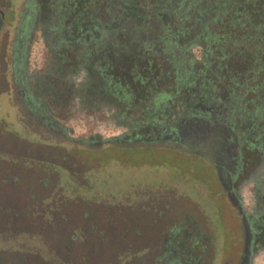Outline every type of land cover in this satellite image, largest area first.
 Returning <instances> with one entry per match:
<instances>
[{"label":"rangeland","instance_id":"1","mask_svg":"<svg viewBox=\"0 0 264 264\" xmlns=\"http://www.w3.org/2000/svg\"><path fill=\"white\" fill-rule=\"evenodd\" d=\"M30 1L0 0V9L5 12L4 24L0 27V202L10 200L29 206L33 203L37 222L49 211L58 228L41 231L58 241L70 236L71 226L76 225L75 229L80 228L78 232L83 233L87 241L74 249L98 250L99 257L92 260L106 264H166L162 257L168 254V245L177 250L168 260L180 255L189 260L197 254L201 260L203 254L198 247L207 246L209 239H212L218 258L213 259L212 264L237 252L241 230L236 213L224 194L220 174L224 168L221 155L227 148L226 138L224 135L212 139L200 136L175 143L179 138L169 134L157 143L149 141L153 136L142 118L143 111L155 106L153 97L156 91L159 94L164 91L162 83L139 85L135 102L120 103L117 108L104 103L97 107V115L93 114L94 108L82 102L78 104L77 99L82 100L86 90L77 95L73 86L68 90L60 83L67 74H75L72 64L78 61L79 53L66 54L69 48L65 45L60 50L65 53L54 50L55 54L62 53L73 61L63 71L59 62L54 63L57 68L52 71L49 45L35 26L28 63L34 71L49 70L56 77L54 90L37 88L40 97L50 94L49 98H54L47 100L50 104L46 105L45 114L62 125L37 126V121L30 122L16 92V75L9 71L8 65L17 33L22 25L55 23L60 14L66 13L58 30L64 33L66 27L74 23L73 19L78 20L85 3L84 0H33L35 6L32 8ZM58 1L63 2V6L54 7ZM97 7L94 17L113 28L107 32L110 38L115 37V51L122 53L134 49L132 52L138 57L133 58L134 64L139 63L140 73H149L148 68L152 67L149 60L155 61L156 67L163 63L161 56L145 57L139 53L138 49L145 43H154V38L146 34L145 24L136 18L141 14L135 10L122 11V22L117 6L111 7L113 10L105 4ZM31 14L36 15L31 18ZM119 29V35H112ZM90 49L93 55L94 45ZM191 53L201 57L199 49L193 48ZM93 60L96 63V56ZM228 62L232 67L237 64L236 59ZM261 62L264 64V58ZM258 78L264 88V73ZM76 79L73 82L79 85L93 83L97 77L83 80L80 75ZM260 104L264 109V101ZM241 106L252 109L244 102ZM175 109L176 113L181 112L179 105ZM158 118L162 121L161 116ZM122 119L124 123L120 124ZM249 119L247 113L240 112L227 122V138L236 137L244 144L242 153L248 173L254 171L260 161L258 150H251V145L257 144L260 135L264 140V116L259 113L253 122ZM233 123L237 129L231 133L229 127ZM251 124L256 127L254 131ZM127 134L138 135L139 142L135 145L123 140L112 142ZM26 211L23 213L25 224L33 220L30 211ZM205 222L208 228L204 227ZM199 223H203L201 228L206 230L203 239L201 232H194V225ZM180 229L182 233L173 236ZM63 238L61 240L66 241L67 238ZM212 245L206 248L205 260L213 256ZM121 253H133L131 260L117 262L116 256Z\"/></svg>","mask_w":264,"mask_h":264},{"label":"trees","instance_id":"2","mask_svg":"<svg viewBox=\"0 0 264 264\" xmlns=\"http://www.w3.org/2000/svg\"><path fill=\"white\" fill-rule=\"evenodd\" d=\"M84 2L78 20L73 19L74 23H70L64 33L58 30L66 13L60 14L55 23L32 22V25L39 28L43 35L53 37L52 42L57 43L53 45L55 51H60L65 45L69 48L66 54L79 53L78 61L72 64L74 73L86 69L89 78L94 75L97 77L93 83L88 82L85 88L86 94L82 101L87 106L94 108L109 103L117 108L120 103L131 104L138 97L136 90L139 85L158 86L162 83L164 91L161 94L156 91L153 97L155 106L145 108L142 117L153 136V140L149 141L154 143L164 140L169 134L179 138L175 143H181L186 138L201 136L212 139L219 135H224L227 142V122L231 121L232 115L245 112L250 118L249 122H253L259 113L264 116L263 105L260 104L264 101V88L258 78L264 73V64L261 62L264 58V0ZM63 4L58 1L54 7ZM103 4L110 8L117 6L122 13L119 17L121 21L124 18L122 11L135 10L141 14L136 15V18L145 24L146 34L154 38V43L148 41L138 52L145 57L161 56L163 63L159 67H156L155 61L149 60L152 67L144 75L139 72V63L134 64V49L122 53L115 51V37L110 38L107 32L113 28L94 17L97 6ZM30 5L34 8L33 0ZM34 16L31 14V18ZM85 16L87 20L83 21ZM99 40L101 46L97 48ZM93 45L92 55L90 46ZM193 48L199 49L201 57L192 55ZM94 56L97 58L96 63ZM232 59L237 61L233 67L228 62ZM251 74L253 76H248ZM243 102L251 105L252 109H243ZM176 105L180 106V113H176ZM160 116L162 121L158 118ZM123 123L122 119L120 124ZM173 123L177 126L173 127ZM251 127L254 131L255 126L251 124ZM229 129L232 133L237 127L233 123ZM127 137L132 136L127 134ZM127 137L115 138L112 142H139L135 140L139 139L138 135ZM144 142L147 144L146 140ZM30 205L10 200L3 204L0 202V264H106L97 259L92 260L99 257L98 250L74 249L78 245L84 246L87 241L83 233L78 232L80 228L75 229L76 225L71 226V235L64 237L66 241L61 240L63 237L58 241L48 233H43L41 229L58 228L56 220L46 211L42 220L38 219L42 223L38 224L36 206L33 203ZM26 210L30 211L33 220L25 224L23 213ZM132 255L118 254L116 261L129 262ZM170 255L173 256L168 253L162 257L166 259V264H177L173 257L168 260Z\"/></svg>","mask_w":264,"mask_h":264},{"label":"flooded vegetation","instance_id":"3","mask_svg":"<svg viewBox=\"0 0 264 264\" xmlns=\"http://www.w3.org/2000/svg\"><path fill=\"white\" fill-rule=\"evenodd\" d=\"M4 24L3 17L0 15V27ZM32 25V24H31ZM29 28V29H28ZM34 26L28 27L27 25H22L20 31L17 33L16 44L11 52V63H9V71L14 73L16 77L15 83L17 84V94L20 95L21 103L24 105V109L27 112V118L30 122H36V125H44L56 127L62 125L59 122H55L51 117L45 114L46 105L50 104L47 100H52L53 97L46 96L40 97L38 95L39 90H54V84L57 80L56 77L49 72V70L41 69L40 71H34L29 66V49L32 41V35L34 32ZM112 35L117 36L121 33V30H114ZM55 35V34H54ZM47 45H49L50 59L53 62L51 70L57 68L58 62L60 63V68L63 71L66 65L72 63V60L67 58L64 54H55L52 50L54 48V42H52L53 37L48 35H43ZM53 44V45H52ZM57 44V43H56ZM55 44V45H56ZM53 46V47H52ZM100 40L97 44V48L100 47ZM55 63V64H54ZM88 63V62H87ZM49 65V64H48ZM65 65V66H64ZM73 68V67H72ZM84 78H89L86 69H80L75 72L74 75L67 74L63 77L60 82L61 86L65 85L69 90L70 86H73L74 93L84 91L87 87L86 82L79 83L77 85L73 82L78 76ZM83 79V80H84ZM77 80V79H76ZM63 82V83H62ZM39 86V90L38 87ZM34 88H36L34 90ZM42 88V89H41ZM40 94V93H39ZM38 95V96H37ZM34 96V98H33ZM80 96V95H79ZM41 98V99H40ZM43 98V99H42ZM54 99V98H53ZM84 103L79 98L77 99ZM100 108L99 106H97ZM97 107H94L93 114L98 111ZM23 109V108H22ZM97 115V114H96ZM53 130H55L53 128ZM230 136V135H229ZM122 137H127L123 135ZM133 138V137H127ZM135 139V138H134ZM142 139V138H141ZM140 139V140H141ZM229 139V140H228ZM139 140V139H135ZM143 141V140H141ZM244 144L240 142L236 137L227 138V148L221 155L224 162V168L221 171L222 182L225 186L224 194L227 197L232 209H234L236 216L238 218V224L241 230V237L239 249L237 252H232L227 254V258H220L218 264H264V140L263 136L260 135L256 145H251V150L254 148L258 150V157L260 158L259 163L255 167L254 171L248 173V167L246 158L242 153V148ZM203 223L194 225V232H201V238L203 239L206 234V230L201 228ZM204 227H207V222H205ZM183 229L176 230L173 236H178L182 233ZM186 236L188 232H186ZM206 236V235H205ZM207 246L198 247L200 254H203L200 260L198 254L191 257V261L188 262L185 257H178L176 259L177 264H212L213 259H218L212 245V239L207 240ZM212 245L213 256L209 259H204L207 252V247ZM172 245H168L167 253L177 254V250H173ZM188 249V247H185ZM183 253V251H182ZM199 253V252H198Z\"/></svg>","mask_w":264,"mask_h":264},{"label":"water","instance_id":"4","mask_svg":"<svg viewBox=\"0 0 264 264\" xmlns=\"http://www.w3.org/2000/svg\"><path fill=\"white\" fill-rule=\"evenodd\" d=\"M0 15L3 17V22H4V20H5V12L4 11H2L1 9H0Z\"/></svg>","mask_w":264,"mask_h":264}]
</instances>
